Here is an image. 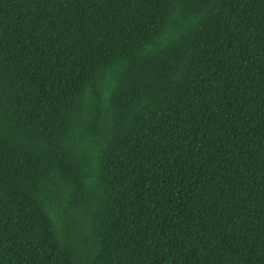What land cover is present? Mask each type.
I'll list each match as a JSON object with an SVG mask.
<instances>
[{
	"label": "trees",
	"instance_id": "16d2710c",
	"mask_svg": "<svg viewBox=\"0 0 264 264\" xmlns=\"http://www.w3.org/2000/svg\"><path fill=\"white\" fill-rule=\"evenodd\" d=\"M0 264H264V0H0Z\"/></svg>",
	"mask_w": 264,
	"mask_h": 264
}]
</instances>
